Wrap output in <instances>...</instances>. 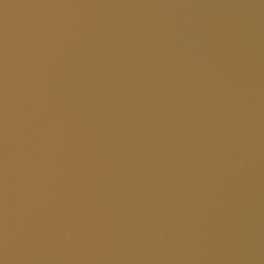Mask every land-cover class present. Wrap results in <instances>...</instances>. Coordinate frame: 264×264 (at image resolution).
Returning <instances> with one entry per match:
<instances>
[{
  "label": "water",
  "instance_id": "obj_1",
  "mask_svg": "<svg viewBox=\"0 0 264 264\" xmlns=\"http://www.w3.org/2000/svg\"><path fill=\"white\" fill-rule=\"evenodd\" d=\"M0 264H264V0H0Z\"/></svg>",
  "mask_w": 264,
  "mask_h": 264
}]
</instances>
